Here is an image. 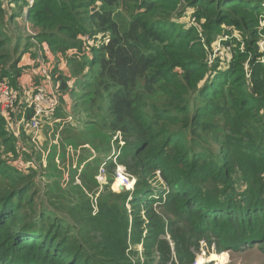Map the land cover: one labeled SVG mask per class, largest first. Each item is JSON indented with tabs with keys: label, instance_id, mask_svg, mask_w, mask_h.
I'll return each mask as SVG.
<instances>
[{
	"label": "trees",
	"instance_id": "16d2710c",
	"mask_svg": "<svg viewBox=\"0 0 264 264\" xmlns=\"http://www.w3.org/2000/svg\"><path fill=\"white\" fill-rule=\"evenodd\" d=\"M31 1L0 0V84L15 101L0 109V264H194L202 241L264 253L260 0ZM188 10L196 25L179 23ZM233 30L229 60L210 65ZM31 41L42 51L25 60ZM43 68L58 98L48 120L64 126L39 148L29 103L49 92ZM79 87L83 129L60 114ZM116 144L132 192L112 190L113 161L97 180Z\"/></svg>",
	"mask_w": 264,
	"mask_h": 264
},
{
	"label": "rangeland",
	"instance_id": "374dc122",
	"mask_svg": "<svg viewBox=\"0 0 264 264\" xmlns=\"http://www.w3.org/2000/svg\"><path fill=\"white\" fill-rule=\"evenodd\" d=\"M260 3L264 4V0H260ZM263 17H264V13H262V15L259 17L261 20L259 32H261L264 29V26L262 25L264 23ZM179 23L184 24V25H188V26L196 25V21H195V18L193 17V13L190 10H188L185 17L182 18ZM16 26H17V24L14 23L12 25V28L14 29V28H16ZM20 27H21V31L18 30V32L22 33L23 37H25V35H34L32 29L28 23H27V25L25 23V24L21 25ZM231 30L232 29H228L227 32H229ZM16 38H17V35H16ZM228 39H237V41H241L242 38H241L240 34L234 30H233L232 34L220 35L217 38V41L213 44V47H212L213 48V54L211 56L212 58L210 60V65L213 63V61L216 57L221 58L222 63H226L229 60V58H230L229 57V48L225 49L222 46V41L223 40L226 41ZM84 41H86V40L84 39ZM22 43L23 44L21 46V49L23 50V45H25V43H26L25 39H23ZM31 47H33V48L31 49ZM27 48L30 52H28L25 55V60L27 58H29L31 53L37 54V53H40V52H38L39 50L42 51V49L40 48V46L37 44L36 41H31V43L28 44ZM259 48H260V51L264 53V35H261V40L259 42ZM50 56H51L52 61H53V57L51 54H50ZM58 63H57L58 67H59V69L62 70V74H64V76L66 75L67 77L68 76L72 77V79H70V81H69V84H70V82H72L71 85L76 87V84H74V82H73L74 75L72 72V68L70 67V65H68L69 63H67V61L65 62L63 59H60ZM47 72H48V70H47ZM48 74H49V72H48ZM68 78H70V77H68ZM52 83H54V81H52V77H51V84ZM76 91H78L79 93L78 94L77 93H70V94H68V96L64 95L65 97L62 99V103H61L62 109L60 110V114L62 117H66V119L71 117L72 120H70V121H72V122H70V123L75 122V119H73V118H77V119L81 120L80 122H83V123H80V128L83 129L84 122L86 119L85 114H87V111H85V109L88 107V104L84 102L85 99L81 98L79 100L80 93H82V88L81 87L76 88ZM93 120H95V119H93ZM57 125H60V127L64 126L63 122L53 125L52 128L48 127L47 125H45L44 127L42 126L43 129H41L42 131H41V134L39 135V139L41 137L42 142H38L39 143L38 147L43 148L46 145V143H45L46 139L50 142L49 143V146H50V144L52 143L51 141L53 139L52 131L56 128ZM33 137H34V135H33ZM116 137H117V140H116ZM121 137H122V135H121ZM121 137H119L118 133H117L115 135V138L113 139V142L118 141L120 147L122 145L124 146V142H125L123 137L122 138ZM119 145L116 144V148L114 150V151H116L117 154L119 152L118 151ZM75 151H76V149H75ZM69 152L71 153V156H72L74 151L72 149H69ZM112 153H113V151H111L110 154H112ZM109 157H112V155ZM111 166L113 167V164H111V165L109 164L108 171H109V174L113 175V170L110 169ZM115 169H114V173H115ZM114 177H115V175H114ZM152 186L156 190H158L160 188L159 182H152ZM207 245L208 244H206V243L205 244L201 243L200 247H201V249H204V251L202 252L200 249L199 252L196 253V260L198 261V264H264V253L259 250L257 245L250 247V248H247L243 252H235L233 250H229V251L223 252V253H218L217 245L215 243H213L212 246H210V247H206ZM139 250H141V247H139Z\"/></svg>",
	"mask_w": 264,
	"mask_h": 264
},
{
	"label": "built area",
	"instance_id": "2783aa9c",
	"mask_svg": "<svg viewBox=\"0 0 264 264\" xmlns=\"http://www.w3.org/2000/svg\"><path fill=\"white\" fill-rule=\"evenodd\" d=\"M33 2L34 0L31 1V4H33ZM262 25L264 26V23ZM43 75L46 77L47 83L50 84L51 77L45 68H43ZM30 103H31V107L34 110V115L31 119V127L35 131V134H36L42 129V119L56 111L58 107V98L56 94H54V90L51 89L50 92L38 93L37 95L33 97ZM14 105H15V101L11 97L10 87L6 83H1L0 84V109L2 111V114L5 117H7L8 111ZM18 135L19 133H16V136ZM118 136L121 137L120 133H118ZM116 140H117V137H116ZM118 155L116 156L114 155L113 157V162L116 165V169H115V180L112 185V190L117 193H121L122 191L132 192L134 191L136 179L128 173L126 167L121 166L117 163ZM110 159L111 158H109V160ZM157 176L160 177L158 173H157ZM107 179H108V162H104L100 168L99 174L97 176V180L100 183V185H105L108 183ZM115 186H117L116 189H115ZM201 243L205 244L204 241H202ZM201 243H200V246H201ZM201 251L203 252L204 249H201ZM194 264H198V261L196 260Z\"/></svg>",
	"mask_w": 264,
	"mask_h": 264
},
{
	"label": "crops",
	"instance_id": "0c3cea01",
	"mask_svg": "<svg viewBox=\"0 0 264 264\" xmlns=\"http://www.w3.org/2000/svg\"><path fill=\"white\" fill-rule=\"evenodd\" d=\"M68 77H70V76H68ZM72 83V82H71ZM53 85V86H52ZM47 87H48V89H49V92L51 91V89L52 90H54V83H50V84H48L47 83ZM54 94H56L55 93V90H54ZM57 95V94H56ZM29 106L31 107V103H29ZM53 114V113H52ZM22 115L23 116H25V111L23 110V112H22ZM51 115V114H50ZM50 115H48L47 117H44L43 119H42V126L44 127L45 125H47V126H50V127H53V125L54 124H56V123H58V122H61V119L59 118H57L56 120H55V122L54 121H50V120H48L49 119V117H50ZM8 118V117H7ZM68 120L70 121V120H72V118L71 117H69L68 118ZM21 125H22V121H20L18 124H17V131H16V133H19V129H20V127H21ZM12 127V126H11ZM43 129V128H42ZM42 131V130H41ZM41 131H39L38 133H36L35 135H34V137H33V141L35 142V144L37 145V146H39V143L38 142H42L41 141V137H40V139H39V135L41 134ZM16 133H15V135H16ZM19 136V135H18ZM18 136H16V137H18ZM89 147V146H88ZM39 148H42V147H39ZM114 152V151H113ZM43 154H44V158H43V165L46 167V158H47V156H48V154H49V151H47V152H44L43 151ZM57 160V162L59 163V158H57L56 159Z\"/></svg>",
	"mask_w": 264,
	"mask_h": 264
},
{
	"label": "clouds",
	"instance_id": "9594fccd",
	"mask_svg": "<svg viewBox=\"0 0 264 264\" xmlns=\"http://www.w3.org/2000/svg\"><path fill=\"white\" fill-rule=\"evenodd\" d=\"M123 146V145H122ZM119 153V152H118ZM114 155L116 156V155H118L117 153H116V151H114L113 153H112V157H109V158H111L110 160H109V158L105 161V162H108V167H109V161H113V157H114ZM114 163V162H113ZM115 164V163H114ZM122 166V165H121ZM115 168H116V165H115ZM115 174V173H114ZM114 180H115V177H114Z\"/></svg>",
	"mask_w": 264,
	"mask_h": 264
},
{
	"label": "bare ground",
	"instance_id": "6f19581e",
	"mask_svg": "<svg viewBox=\"0 0 264 264\" xmlns=\"http://www.w3.org/2000/svg\"><path fill=\"white\" fill-rule=\"evenodd\" d=\"M117 188V186H115V189Z\"/></svg>",
	"mask_w": 264,
	"mask_h": 264
}]
</instances>
